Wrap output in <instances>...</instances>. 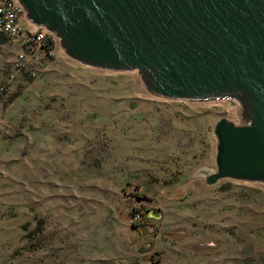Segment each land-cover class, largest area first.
<instances>
[{
  "label": "rangeland",
  "instance_id": "obj_1",
  "mask_svg": "<svg viewBox=\"0 0 264 264\" xmlns=\"http://www.w3.org/2000/svg\"><path fill=\"white\" fill-rule=\"evenodd\" d=\"M19 49L0 34V264H264V185L202 176L229 100L153 97L58 42L10 79Z\"/></svg>",
  "mask_w": 264,
  "mask_h": 264
},
{
  "label": "water",
  "instance_id": "obj_2",
  "mask_svg": "<svg viewBox=\"0 0 264 264\" xmlns=\"http://www.w3.org/2000/svg\"><path fill=\"white\" fill-rule=\"evenodd\" d=\"M18 1L83 66L136 72L164 100L236 102L240 123L214 122L204 183L264 185V0Z\"/></svg>",
  "mask_w": 264,
  "mask_h": 264
},
{
  "label": "built area",
  "instance_id": "obj_3",
  "mask_svg": "<svg viewBox=\"0 0 264 264\" xmlns=\"http://www.w3.org/2000/svg\"><path fill=\"white\" fill-rule=\"evenodd\" d=\"M0 34L21 46L15 53L10 79L25 67L31 69V75L35 76L39 72L37 63L40 60L53 62L56 57L57 38L43 27L30 23L18 0H0ZM130 220L149 229L147 218L140 210H133Z\"/></svg>",
  "mask_w": 264,
  "mask_h": 264
},
{
  "label": "bare ground",
  "instance_id": "obj_4",
  "mask_svg": "<svg viewBox=\"0 0 264 264\" xmlns=\"http://www.w3.org/2000/svg\"><path fill=\"white\" fill-rule=\"evenodd\" d=\"M230 108L233 109L234 115L235 116H239V108H238V104L236 102H230Z\"/></svg>",
  "mask_w": 264,
  "mask_h": 264
}]
</instances>
